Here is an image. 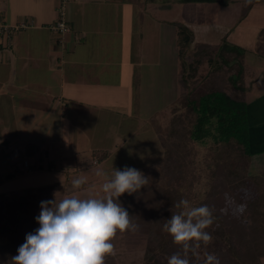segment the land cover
Wrapping results in <instances>:
<instances>
[{"label":"crops","instance_id":"obj_1","mask_svg":"<svg viewBox=\"0 0 264 264\" xmlns=\"http://www.w3.org/2000/svg\"><path fill=\"white\" fill-rule=\"evenodd\" d=\"M56 5L0 0V24L34 22L12 41L0 36V183L42 171L53 182L22 190L60 183L71 194L77 177H87L83 188L103 180L93 168L121 151L123 163L153 159L130 143L157 141L163 154L158 121L181 92L179 26L172 35L163 20L149 22L136 0H70V29L60 36L49 28ZM108 167L110 175L119 168Z\"/></svg>","mask_w":264,"mask_h":264},{"label":"trees","instance_id":"obj_2","mask_svg":"<svg viewBox=\"0 0 264 264\" xmlns=\"http://www.w3.org/2000/svg\"><path fill=\"white\" fill-rule=\"evenodd\" d=\"M260 37L264 39V30ZM191 41L190 29L179 26L178 105L185 106V112L172 121L166 158L159 165L139 169L149 177V184L132 195L124 193L119 199L132 221L140 226L139 231L118 233L112 241L115 249L125 252L145 250L144 259L155 264H167V258L179 250L163 231L172 212L179 211L175 203L187 199L192 206L208 205L207 198L203 200L196 187L199 175L189 146L192 141L213 138L215 147L209 153L208 163L213 180L218 178L233 190L246 214L242 221H249L256 230L258 226L264 228V172L250 171L253 155L264 149V96L248 102L243 51L198 42L191 52L192 60L187 62ZM205 63L208 70L201 72ZM196 80L200 83L197 87ZM164 129L159 126L161 138ZM95 157L102 161L107 153L95 152ZM63 189L62 184L54 183L33 193L0 194V264H11L26 235L39 227L36 217L41 201L63 198ZM213 214L214 224L206 229L213 242L201 247L202 257V251L216 255L233 247L231 228L224 215L215 209Z\"/></svg>","mask_w":264,"mask_h":264},{"label":"rangeland","instance_id":"obj_3","mask_svg":"<svg viewBox=\"0 0 264 264\" xmlns=\"http://www.w3.org/2000/svg\"><path fill=\"white\" fill-rule=\"evenodd\" d=\"M136 1L140 9L142 7L148 9V20H152L151 22L163 20L172 35L174 23L190 29L192 41L186 57L187 62L192 60L191 52L195 49V45L198 42L228 46L227 50L229 47H234L243 51V61L247 73L248 102L250 104L264 96V39L260 37L261 31L264 29V3H262L264 1L255 6H253L255 0H240L238 2L228 0V3H226V0ZM139 17L141 18V16ZM207 70L208 63H205L201 66L200 71L207 72ZM197 84L199 85L200 83H197L196 80V86H194L197 87ZM184 112L185 106H173L170 117L164 121L163 119L158 121L165 128L162 132L163 138L159 134L163 146L162 155L161 150L157 148V141L154 143L148 140L147 143L143 144H135L138 142L130 143V146L138 145L145 149V146H147V149L152 150L153 159L152 157L146 158L144 156L143 159L125 160L123 163L125 154L121 151L111 157V161L104 163L102 166H95L92 176H95L97 169H103L109 174L111 169L108 166L110 165H116L119 167L118 169L123 170L125 166L135 168L133 165L138 164L136 169H144L164 162L168 150L170 129L173 130L172 121L175 116ZM214 145L212 137L205 141H192L189 143L195 160L194 168L199 175L196 185L197 190L202 195L203 200L207 198V203L211 208L219 210L224 215L225 221L231 228L230 234L233 247L216 255L219 257L221 264H264V228L259 229L258 226L256 230L254 226L250 225L249 221H242L241 217H245L246 214L241 209V205L238 204L233 190L218 178L213 180V176L210 174L208 167L209 153L215 147ZM30 168L31 165L28 166L27 170ZM250 171L252 174L264 172V149L253 155ZM51 177V175L42 171L33 172L18 178L12 176L8 182L0 183V194L33 193L36 190L22 189H31L36 185L51 183L53 182ZM103 182L104 179L83 188L80 192L71 194H64L67 190L63 189L61 194L63 197L68 195L83 196L86 192L96 196L103 195L100 190ZM202 252L206 253V251ZM144 254L145 250L132 249L129 252H125L124 250L115 249V255L106 256L105 264H155L152 260L144 259ZM203 258L201 255L200 260H194L193 264H203Z\"/></svg>","mask_w":264,"mask_h":264},{"label":"clouds","instance_id":"obj_4","mask_svg":"<svg viewBox=\"0 0 264 264\" xmlns=\"http://www.w3.org/2000/svg\"><path fill=\"white\" fill-rule=\"evenodd\" d=\"M104 178L103 195L85 193L61 199L41 201L36 217L39 227L28 233L25 242L11 258V264H105V258L115 255L113 240L117 234L139 231L129 212L119 202L124 193L132 195L149 184V177L134 167L113 169L111 175L97 169ZM87 177L71 181V191L80 192ZM63 183V181H62ZM178 212H172L163 224L178 251L167 258V264H193L200 260L201 247L213 242L206 230L214 224L213 209L204 204L192 206L187 199L176 202ZM203 264H221L213 253H204Z\"/></svg>","mask_w":264,"mask_h":264},{"label":"built area","instance_id":"obj_5","mask_svg":"<svg viewBox=\"0 0 264 264\" xmlns=\"http://www.w3.org/2000/svg\"><path fill=\"white\" fill-rule=\"evenodd\" d=\"M70 0H57L56 5V18L54 22L49 25V28L55 33L63 36L69 31V25L67 22V8ZM34 25L33 20L23 19L15 24H0V36L1 38L12 41L14 35L22 30H25Z\"/></svg>","mask_w":264,"mask_h":264}]
</instances>
